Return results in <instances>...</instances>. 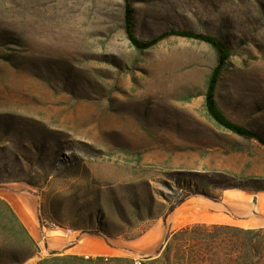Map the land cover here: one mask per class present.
Returning a JSON list of instances; mask_svg holds the SVG:
<instances>
[{
	"label": "rangeland",
	"instance_id": "1",
	"mask_svg": "<svg viewBox=\"0 0 264 264\" xmlns=\"http://www.w3.org/2000/svg\"><path fill=\"white\" fill-rule=\"evenodd\" d=\"M125 4L0 0V187L14 183L15 191L36 195L40 226L71 231L48 239L101 236L129 251L122 257L129 264H147L156 242L143 237L182 197L264 192V147L209 118L216 51L180 37L136 50L124 29ZM130 5L141 40L191 30L227 43L218 106L264 137V0ZM188 234L206 239L207 257L217 258L216 230ZM220 236L229 253L232 234ZM41 238L39 255L25 264L56 252ZM9 252L3 245L0 264H12Z\"/></svg>",
	"mask_w": 264,
	"mask_h": 264
},
{
	"label": "trees",
	"instance_id": "2",
	"mask_svg": "<svg viewBox=\"0 0 264 264\" xmlns=\"http://www.w3.org/2000/svg\"><path fill=\"white\" fill-rule=\"evenodd\" d=\"M125 1L124 29L132 47L138 51H147L170 37H180L195 40L209 45L217 53V65L210 75L205 94V107L209 118L220 128L239 137L254 140L264 147V137L259 133L240 126L220 110L216 91L219 79L228 65L231 57L229 46L215 36L198 33L191 30L166 31L149 39L141 40L133 30V10L130 0ZM188 195L172 204L167 216L188 199ZM216 230L213 242L217 244V258L210 259L206 255L208 242L204 238H191L188 233L195 231ZM231 233L229 248L221 234ZM9 245L12 264H25L40 253L38 243L33 239L25 226L21 223L12 208L0 200V258L2 246ZM159 258H148L147 264L163 262L164 264H264V229H241L225 225H193L176 233L169 234L166 244L158 253ZM50 258L40 260L35 264H120L131 263L127 258H85L80 256H63L59 252H51Z\"/></svg>",
	"mask_w": 264,
	"mask_h": 264
},
{
	"label": "crops",
	"instance_id": "3",
	"mask_svg": "<svg viewBox=\"0 0 264 264\" xmlns=\"http://www.w3.org/2000/svg\"><path fill=\"white\" fill-rule=\"evenodd\" d=\"M14 185V183H6L0 187V200L12 208L33 239L41 245L38 197L31 193L15 191ZM199 197V195L188 197L157 225L153 234L143 237V240L148 237L154 239L156 243L153 247L157 249L154 252L156 255L169 234L189 226L225 225L241 229L264 228V192L253 194L239 189H227L217 200H201ZM46 243L50 251L59 252L63 256L114 258L127 257L129 252L107 242L101 236L90 234L82 235L75 243L68 238H50ZM155 254L153 257L156 256Z\"/></svg>",
	"mask_w": 264,
	"mask_h": 264
},
{
	"label": "built area",
	"instance_id": "4",
	"mask_svg": "<svg viewBox=\"0 0 264 264\" xmlns=\"http://www.w3.org/2000/svg\"><path fill=\"white\" fill-rule=\"evenodd\" d=\"M41 233H42V241H46L50 234H52L53 232L59 231L62 232L64 234L70 233L71 231H66L65 229H63L62 227L58 226V225H53L51 223H49V221H44L42 222L41 226ZM134 264H142V261H135Z\"/></svg>",
	"mask_w": 264,
	"mask_h": 264
},
{
	"label": "bare ground",
	"instance_id": "5",
	"mask_svg": "<svg viewBox=\"0 0 264 264\" xmlns=\"http://www.w3.org/2000/svg\"><path fill=\"white\" fill-rule=\"evenodd\" d=\"M49 223H51V224H53V225H56V224H54V223H52V222H49ZM61 234V233H60Z\"/></svg>",
	"mask_w": 264,
	"mask_h": 264
}]
</instances>
